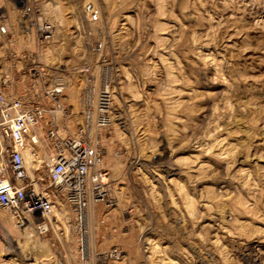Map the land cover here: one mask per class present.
<instances>
[{"label": "rangeland", "instance_id": "1", "mask_svg": "<svg viewBox=\"0 0 264 264\" xmlns=\"http://www.w3.org/2000/svg\"><path fill=\"white\" fill-rule=\"evenodd\" d=\"M54 79L72 133L106 92L103 195L0 208V264H264V0H0V92Z\"/></svg>", "mask_w": 264, "mask_h": 264}, {"label": "built area", "instance_id": "2", "mask_svg": "<svg viewBox=\"0 0 264 264\" xmlns=\"http://www.w3.org/2000/svg\"><path fill=\"white\" fill-rule=\"evenodd\" d=\"M42 32L46 39L50 28H42ZM63 90L62 81L54 79L43 91V100L0 92V208L10 212L18 223L26 219L42 221L62 203L79 226L89 207L102 198L105 172L101 156L90 148L84 135L107 126L106 92L103 90L97 99L94 118L84 111L72 133L60 101ZM28 145L34 147L33 154L39 158L30 170L23 158ZM42 170L46 184L36 176Z\"/></svg>", "mask_w": 264, "mask_h": 264}, {"label": "bare ground", "instance_id": "3", "mask_svg": "<svg viewBox=\"0 0 264 264\" xmlns=\"http://www.w3.org/2000/svg\"><path fill=\"white\" fill-rule=\"evenodd\" d=\"M33 152H35V149L33 146L31 145H28L26 148H25V151H24V155H23V158H24V161L26 163V166L28 168V170H30L31 168H34L36 167L37 163L39 162V158L38 156H34ZM49 216V215H48ZM48 216H45L40 224L37 225V230L39 231H43L46 229V225H45V222H44V219H48ZM0 220L3 221L4 223L6 222L5 220V217L4 216H1L0 215Z\"/></svg>", "mask_w": 264, "mask_h": 264}]
</instances>
